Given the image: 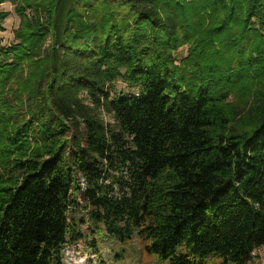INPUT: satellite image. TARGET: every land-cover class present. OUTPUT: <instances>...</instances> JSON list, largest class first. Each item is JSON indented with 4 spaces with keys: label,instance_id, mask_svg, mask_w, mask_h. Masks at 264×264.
<instances>
[{
    "label": "trees",
    "instance_id": "obj_1",
    "mask_svg": "<svg viewBox=\"0 0 264 264\" xmlns=\"http://www.w3.org/2000/svg\"><path fill=\"white\" fill-rule=\"evenodd\" d=\"M15 12L17 43L0 47V264H63L79 208L160 264H248L264 247V0Z\"/></svg>",
    "mask_w": 264,
    "mask_h": 264
},
{
    "label": "rangeland",
    "instance_id": "obj_2",
    "mask_svg": "<svg viewBox=\"0 0 264 264\" xmlns=\"http://www.w3.org/2000/svg\"><path fill=\"white\" fill-rule=\"evenodd\" d=\"M20 3L21 0H10L0 5V12L7 13L6 19L2 22L4 31L0 33V47L17 43L13 33L18 28L20 19L15 12V6ZM186 55L187 47H183L174 56L178 63ZM113 89L116 92H135V89L127 88L121 82L116 83ZM104 120L112 121L110 116H105ZM116 175L119 184H113L114 195L120 198L126 193L122 184L126 183L128 174L123 171ZM69 216L77 224L79 236L71 246L63 250V264H160L155 257L145 253L136 235H132L129 241L121 243L112 239L105 231L103 236L98 235L82 208L70 211ZM208 264L219 262L215 260L214 263ZM248 264H264V247L254 252L253 259Z\"/></svg>",
    "mask_w": 264,
    "mask_h": 264
}]
</instances>
